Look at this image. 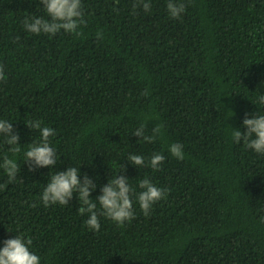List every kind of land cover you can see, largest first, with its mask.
<instances>
[{
    "label": "trees",
    "instance_id": "trees-1",
    "mask_svg": "<svg viewBox=\"0 0 264 264\" xmlns=\"http://www.w3.org/2000/svg\"><path fill=\"white\" fill-rule=\"evenodd\" d=\"M135 2L82 0V35L50 36L23 27L25 16L46 17L40 0H0V120L21 144L11 153L0 135V162L21 165L14 182L0 168V248L31 238L40 264H264V154L232 137L247 131L246 114H264L253 103L264 95V0H183L179 19L167 0L133 14ZM28 120L55 130L54 168L23 162L40 140ZM142 124L146 135L160 126L154 142L133 134ZM156 153L158 171L127 159L147 165ZM69 166L94 179L93 199L120 171L137 192L147 177L167 195L148 216L133 195L135 219L99 215L100 230H89L76 194L68 205L41 200L51 174Z\"/></svg>",
    "mask_w": 264,
    "mask_h": 264
},
{
    "label": "clouds",
    "instance_id": "clouds-1",
    "mask_svg": "<svg viewBox=\"0 0 264 264\" xmlns=\"http://www.w3.org/2000/svg\"><path fill=\"white\" fill-rule=\"evenodd\" d=\"M41 5L46 17L25 16L23 27L27 32L52 36L63 30L77 36L82 35L79 29L81 25L87 23L82 10V0H40L38 7ZM151 7V0H136L133 5V14L141 8L146 13L150 12ZM167 11L170 18L179 19L186 11V5L183 0H167ZM102 35L103 33L98 31L96 34L97 40L101 39ZM3 80H5V75L3 66L0 65V81ZM147 94V91L143 93V95ZM253 103L264 104V95L259 96ZM26 123L30 129L40 131V140L29 145V148L24 152L23 162L30 166L29 171L43 167L54 168L57 163V153L50 146L49 138L55 135V130L51 127H41V121L39 120H28ZM243 126H246V132L236 128L232 132L235 143L240 144L243 142L245 148L264 154V114H252L251 118H248L246 114ZM145 128L146 125L142 124L135 129L133 134L140 137L142 141L154 142L161 132L160 126L156 125L151 130V135L145 134ZM0 135L4 137L5 143L8 146L10 145L9 152L15 154L21 151L20 136L14 130L12 122L0 120ZM168 151L173 157L180 160L184 159L182 144L172 143ZM127 159L139 168L150 166L153 171H158L165 160V156L160 153L153 154L147 165L142 155L130 154ZM0 168L5 171L8 182H14L21 172V165L15 159L9 158L8 155L3 156ZM122 170L126 171V166L122 165ZM119 173L109 179V182L101 188V194L93 199L92 191L97 188L94 179L84 174L83 180H81L80 168L69 166L66 171H57L51 174L41 196L42 203L45 207L55 204L68 205L73 195L76 194L81 205L78 208V213L82 216L87 214L89 217L85 220V225L89 230L99 231L101 228L99 215H103L120 225L135 219L133 195H135V199L145 216L150 215L152 206L167 195L165 189L158 188L147 177L139 181L141 191L137 192L129 184L128 177L119 175ZM97 202L100 206L99 214L97 212ZM35 206L33 204V207ZM32 243L31 238L25 239L24 236H16L5 240L4 246L0 248V264H40V257L30 249Z\"/></svg>",
    "mask_w": 264,
    "mask_h": 264
}]
</instances>
